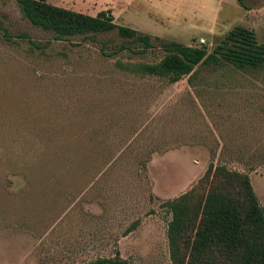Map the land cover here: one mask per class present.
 <instances>
[{
    "label": "rangeland",
    "instance_id": "374dc122",
    "mask_svg": "<svg viewBox=\"0 0 264 264\" xmlns=\"http://www.w3.org/2000/svg\"><path fill=\"white\" fill-rule=\"evenodd\" d=\"M216 1L48 0L150 36L139 56L113 55L128 45L116 32L56 41L0 0V264H172L162 205L211 164L248 175L264 208V67L175 84L122 67L160 61L162 42L212 51L235 27L264 45V0L215 21Z\"/></svg>",
    "mask_w": 264,
    "mask_h": 264
},
{
    "label": "trees",
    "instance_id": "16d2710c",
    "mask_svg": "<svg viewBox=\"0 0 264 264\" xmlns=\"http://www.w3.org/2000/svg\"><path fill=\"white\" fill-rule=\"evenodd\" d=\"M16 1L23 18L53 34L56 41L74 37L93 41L98 35L116 32L132 48L119 45L113 55L129 51L143 56L153 49L150 36L116 24L109 11L90 16L51 5L48 0ZM236 1L241 5V0ZM160 47L165 53L160 61L122 67L170 84L193 77L198 66L215 68L225 64L240 70L264 67V45L258 43L252 30L243 27L232 29L212 51L205 44L196 47L162 42ZM162 207L170 216L166 233L172 264H264V208L248 175L211 164L188 191L165 201ZM84 264L128 262L115 257Z\"/></svg>",
    "mask_w": 264,
    "mask_h": 264
},
{
    "label": "crops",
    "instance_id": "0c3cea01",
    "mask_svg": "<svg viewBox=\"0 0 264 264\" xmlns=\"http://www.w3.org/2000/svg\"><path fill=\"white\" fill-rule=\"evenodd\" d=\"M212 3H214V2H212ZM225 3H227L229 6L230 5L231 6L237 5L235 0H229V2H226V0H217L215 2V4H212V5H215V6H213V8L211 9V12L214 14V20L215 21H217L219 19V15H220V13H221V11H222ZM157 13H162V14H166V13L180 14V12H177V11H172V12H168V11L164 12V11H161V12H157ZM181 13L182 14H180V16H182V15L185 14L184 12H181ZM200 16L204 18L205 15H200ZM184 17H185V15H184ZM49 242H50V245H51L50 248H51V251H52V228L50 229V232H49Z\"/></svg>",
    "mask_w": 264,
    "mask_h": 264
}]
</instances>
